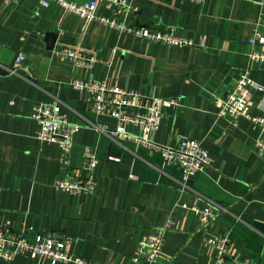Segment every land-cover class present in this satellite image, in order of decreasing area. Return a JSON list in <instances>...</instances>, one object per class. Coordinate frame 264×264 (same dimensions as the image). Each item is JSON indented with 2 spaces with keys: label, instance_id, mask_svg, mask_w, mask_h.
<instances>
[{
  "label": "crops",
  "instance_id": "crops-1",
  "mask_svg": "<svg viewBox=\"0 0 264 264\" xmlns=\"http://www.w3.org/2000/svg\"><path fill=\"white\" fill-rule=\"evenodd\" d=\"M131 2L132 11L119 16L129 26L174 29L193 46L119 34L64 13L56 3L44 8L42 0H0V228L29 238L59 233L69 239L71 255L95 264H131L139 242L159 231L165 242L157 264H264V233L253 226L264 224V156L254 146L260 132L243 118L235 125L218 116V101L246 72L262 88L253 92V114L264 116V62L247 55L260 20L264 32V0ZM98 14L112 17L113 11L101 2ZM49 34L56 35L52 45ZM66 47L96 61L83 67L61 59L56 52ZM19 56L22 64L15 61ZM76 80L177 100L164 110L153 140L167 147L198 140L210 166L183 184L177 166L174 174L163 170L161 154L98 132L93 125L113 129L117 121L91 116L92 96L75 90ZM33 104H57L71 122L85 124L74 137L72 164L81 165L87 148L97 152L93 194L56 188L65 175L61 149L37 138ZM194 207H211L216 216L202 223ZM210 237L229 240L227 256L207 243ZM0 264L49 263L19 255L12 262L0 258Z\"/></svg>",
  "mask_w": 264,
  "mask_h": 264
},
{
  "label": "built area",
  "instance_id": "built-area-1",
  "mask_svg": "<svg viewBox=\"0 0 264 264\" xmlns=\"http://www.w3.org/2000/svg\"><path fill=\"white\" fill-rule=\"evenodd\" d=\"M189 1L201 2L202 0ZM101 2H105L108 9L113 11L112 17H103L98 14V6ZM51 3L58 4L64 13L77 15L88 22H100L118 31L119 34H132L153 44L175 47L193 46L191 41L176 36L174 29L157 31L129 26L126 20L119 16L127 15L132 11L131 0H91L82 4L68 0H42L44 8L49 7ZM262 26L261 20L254 25L252 37L247 42L249 48L247 55L250 62H264ZM56 54L61 59L70 60L83 67L91 66L96 61L95 56L87 55L80 48L75 47L61 48ZM16 61L22 64L25 57L19 56ZM71 85L75 90L92 96L91 116L109 115L117 121L113 129L93 125L98 132L109 136L116 143L134 142L139 147L161 154L166 165L175 164L181 170L183 184H187L190 179L210 166L209 152L198 140L184 139L177 147H167L154 142L153 134L161 126L164 110L176 106L177 100L145 96L130 90L109 87L104 81L76 80ZM261 89L248 72L242 74L226 97L218 101V116L230 119L235 125L240 118L255 125L260 135L254 146L256 153L263 157L264 116L253 114V92ZM31 116L39 125L37 138L43 143L57 144L61 149V165L65 175L56 182V188L76 195L93 194L97 186L95 177V170L99 163L97 152L87 148L82 153L81 165L75 167L72 164L74 137L85 127V124L71 122L57 104H33ZM135 129L139 132H135ZM131 178L134 176L132 175ZM192 211L200 217L202 223H207L216 216L211 207H194ZM164 235V232L159 231L143 238L138 244L131 264H157L164 255ZM207 243L218 249L221 258L227 256L229 245L227 238L210 237ZM68 248L69 239L56 232L38 233L29 238L25 234H15L0 228V258L6 262H12L21 255L28 257L31 261L45 260L49 264H95L82 257L71 255Z\"/></svg>",
  "mask_w": 264,
  "mask_h": 264
},
{
  "label": "water",
  "instance_id": "water-1",
  "mask_svg": "<svg viewBox=\"0 0 264 264\" xmlns=\"http://www.w3.org/2000/svg\"><path fill=\"white\" fill-rule=\"evenodd\" d=\"M55 38H56V35H54V34H49L48 35V40H49V43L51 45L53 44V41L55 40ZM16 60H17V57L15 58V61ZM12 68H13V65H11V69ZM81 107L83 109L84 106H81ZM113 150H114L115 157H119V155H121V153H122V150L118 146H116V145L113 147ZM163 170L165 172L169 173V174H174V172L176 170V165L175 164L165 165V166H163ZM150 171H151V169H150L149 165L145 163L142 166V179L143 180H147L148 179L149 174H150ZM253 226L255 228H257L259 231H261L262 233H264V224H261V223H257L256 222V223H253Z\"/></svg>",
  "mask_w": 264,
  "mask_h": 264
}]
</instances>
